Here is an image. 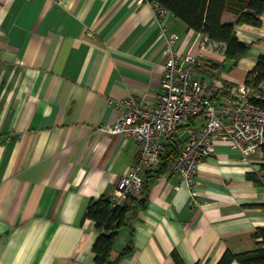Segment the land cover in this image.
I'll return each mask as SVG.
<instances>
[{"label":"crops","instance_id":"obj_1","mask_svg":"<svg viewBox=\"0 0 264 264\" xmlns=\"http://www.w3.org/2000/svg\"><path fill=\"white\" fill-rule=\"evenodd\" d=\"M164 35L176 36L177 55H198L197 77L219 104L264 54V15L259 27L235 28L250 49L233 65L223 46L200 49L203 37L172 14L156 19L147 0H0V264H93L100 232L86 209L112 196L137 153L131 138L100 129L124 100L154 106ZM263 162L217 143L198 167V205L176 175L144 168V206L118 230L109 261L175 264V252L183 264H217L226 251L253 250L264 186L248 175Z\"/></svg>","mask_w":264,"mask_h":264},{"label":"built area","instance_id":"obj_2","mask_svg":"<svg viewBox=\"0 0 264 264\" xmlns=\"http://www.w3.org/2000/svg\"><path fill=\"white\" fill-rule=\"evenodd\" d=\"M156 19L166 11L152 4ZM165 63L154 106L146 109L132 99L120 106L124 112L100 132L131 138L136 146V156L127 172L118 180L109 201L112 207L121 205L136 195L143 186L144 168H155L164 154L167 139L182 123L194 120L197 125L185 130L186 139L179 148L174 162L167 170L178 177L192 200L198 205L196 175L198 167L213 156L217 143L236 151L241 161L249 163L264 145V84L256 91L242 85L233 88L230 95L219 104L208 96V87L197 77L198 55L179 56L176 53V36H163ZM221 44L202 38L200 49H216Z\"/></svg>","mask_w":264,"mask_h":264},{"label":"trees","instance_id":"obj_3","mask_svg":"<svg viewBox=\"0 0 264 264\" xmlns=\"http://www.w3.org/2000/svg\"><path fill=\"white\" fill-rule=\"evenodd\" d=\"M160 9L172 14L180 20L188 30L207 38L211 43L221 44L227 60L236 64L250 49L249 45L238 41L235 28L242 25L259 27L261 16L264 15V0H147ZM225 13L234 18L231 23H223ZM260 84H264V54L257 59L255 67L247 73L244 85L255 92ZM227 94V93H225ZM264 109L263 102H257ZM187 125L177 127L167 139L164 154L155 171L149 175H161L177 157L178 146L175 135L182 129L193 127L194 120L186 122ZM264 156V145L260 149ZM260 175V176H259ZM255 185L264 186V162L259 165V171L248 175ZM147 197V182L143 179L141 190L121 205L112 207L109 198H100L89 203L85 218L94 223L100 233L92 247L93 264H114L109 261V254L117 232L130 218H133L139 208H143ZM264 209V205L261 206ZM255 241L253 250L231 254L226 251L217 264H264V225L255 229L251 235ZM128 253L124 249L122 255ZM175 264H183L178 255L171 254Z\"/></svg>","mask_w":264,"mask_h":264}]
</instances>
